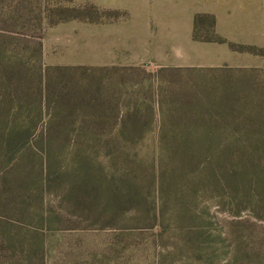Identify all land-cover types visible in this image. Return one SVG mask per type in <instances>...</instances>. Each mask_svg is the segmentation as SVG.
<instances>
[{"label": "rangeland", "instance_id": "obj_1", "mask_svg": "<svg viewBox=\"0 0 264 264\" xmlns=\"http://www.w3.org/2000/svg\"><path fill=\"white\" fill-rule=\"evenodd\" d=\"M223 1L225 52L191 0H0V264H264V0Z\"/></svg>", "mask_w": 264, "mask_h": 264}, {"label": "crops", "instance_id": "obj_2", "mask_svg": "<svg viewBox=\"0 0 264 264\" xmlns=\"http://www.w3.org/2000/svg\"><path fill=\"white\" fill-rule=\"evenodd\" d=\"M148 3L147 1L145 2V4L147 5ZM155 3H156V0H154V4ZM223 4H224L223 0H191L190 2L191 9L189 11L190 13L189 15V24H190L189 37H190V42L192 44H203V45L208 44L210 48H213L211 47V45H215L218 48H221L223 52H225L226 50L229 51V47H228L229 45H227V43L240 41V39L238 40L237 38H235V33L241 29V22L239 20V17L237 18L233 11H231L230 14L225 12ZM237 6H238V9L241 8V0H239V2L237 3ZM146 11L149 12V14L144 15L146 17V22L144 24L145 26H149L148 25L149 21L147 19L150 15L151 10L150 11L146 10ZM202 15L211 18L212 20L211 29L214 34H216L219 38L223 39V40H218L221 43L218 44V43L200 42L199 40H196L194 37H192L193 31L195 30V19H197L198 17ZM138 23L139 22L137 21V24ZM127 30H130V29H127ZM148 31H149V28H148ZM127 33L130 34L129 31ZM148 33H149L148 40H152L153 39L152 33L151 32H148ZM127 36H128L127 45L129 46H124L125 49L130 48V46H135L137 43L140 46V43L145 41L144 39L141 38L142 34L139 32L132 34V36L131 35L130 36L127 35ZM125 59H127V61L123 62L122 65H138L139 62L143 61L140 58L139 54H133L132 56L129 55ZM149 62L151 64L153 63L157 64L155 60L153 61L149 60ZM224 64L232 65L235 63H227L226 59L220 58L218 56L217 57L213 56L211 58H208L207 61L203 63H192L191 66L220 67Z\"/></svg>", "mask_w": 264, "mask_h": 264}]
</instances>
